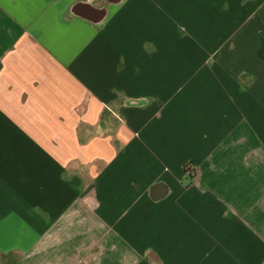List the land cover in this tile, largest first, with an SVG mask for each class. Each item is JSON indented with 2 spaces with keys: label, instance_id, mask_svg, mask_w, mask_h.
<instances>
[{
  "label": "crops",
  "instance_id": "1",
  "mask_svg": "<svg viewBox=\"0 0 264 264\" xmlns=\"http://www.w3.org/2000/svg\"><path fill=\"white\" fill-rule=\"evenodd\" d=\"M0 264H264V0H0Z\"/></svg>",
  "mask_w": 264,
  "mask_h": 264
},
{
  "label": "trees",
  "instance_id": "2",
  "mask_svg": "<svg viewBox=\"0 0 264 264\" xmlns=\"http://www.w3.org/2000/svg\"><path fill=\"white\" fill-rule=\"evenodd\" d=\"M188 166H189V165H188L187 163L184 165V167H185V169H186L187 171L190 170Z\"/></svg>",
  "mask_w": 264,
  "mask_h": 264
}]
</instances>
